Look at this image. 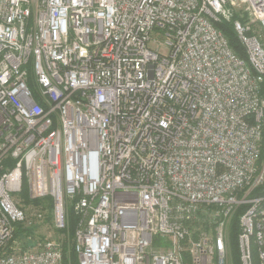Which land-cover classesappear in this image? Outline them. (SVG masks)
Returning <instances> with one entry per match:
<instances>
[{"label":"built area","instance_id":"built-area-1","mask_svg":"<svg viewBox=\"0 0 264 264\" xmlns=\"http://www.w3.org/2000/svg\"><path fill=\"white\" fill-rule=\"evenodd\" d=\"M263 151L264 0H0V264H264Z\"/></svg>","mask_w":264,"mask_h":264},{"label":"trees","instance_id":"trees-1","mask_svg":"<svg viewBox=\"0 0 264 264\" xmlns=\"http://www.w3.org/2000/svg\"><path fill=\"white\" fill-rule=\"evenodd\" d=\"M216 25L226 35V37L229 40L230 46L235 51V53L242 58H247L246 50L241 45L237 37V34L233 28V25L226 21L218 22L216 23ZM263 155H264V151H263ZM261 189L264 191V186H262ZM44 200L48 202L49 205L51 206L52 201L50 198L37 199V200H34L32 203H34L35 205H40L43 202H45ZM29 202L31 201L27 200L26 203H29ZM68 219H69V227L67 231L68 236L65 240L64 247H63L64 264H79L78 255L75 252V249L73 247L75 228H76L79 216L74 210L73 204H70L68 207ZM22 231H23L22 229H19L16 235L18 236L19 233H22ZM28 231L31 232L33 230H28ZM238 232H239V226L237 223V218H235L232 222V229H231L232 248H233V253H234V258H235L234 264H241L240 257H239V249H238ZM254 256H255V262H257V255L255 254Z\"/></svg>","mask_w":264,"mask_h":264},{"label":"rangeland","instance_id":"rangeland-1","mask_svg":"<svg viewBox=\"0 0 264 264\" xmlns=\"http://www.w3.org/2000/svg\"><path fill=\"white\" fill-rule=\"evenodd\" d=\"M45 201V200H44ZM40 206V207H39ZM24 209L28 212V218L24 226H29L35 231L40 238H58L65 243L68 236L67 231H57L53 226V205L48 202H43L40 205H35L30 202L25 204ZM233 250V248H232ZM234 253L230 255V264H234Z\"/></svg>","mask_w":264,"mask_h":264}]
</instances>
